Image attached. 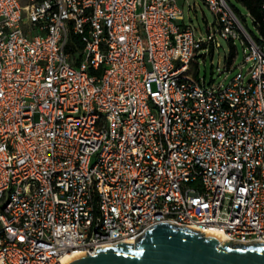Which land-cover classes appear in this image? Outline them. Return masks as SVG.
Wrapping results in <instances>:
<instances>
[{
  "label": "built area",
  "instance_id": "obj_1",
  "mask_svg": "<svg viewBox=\"0 0 264 264\" xmlns=\"http://www.w3.org/2000/svg\"><path fill=\"white\" fill-rule=\"evenodd\" d=\"M205 2L207 32L179 0H0V264L162 220L264 240V19ZM219 38L244 60L208 84L191 63Z\"/></svg>",
  "mask_w": 264,
  "mask_h": 264
},
{
  "label": "water",
  "instance_id": "obj_2",
  "mask_svg": "<svg viewBox=\"0 0 264 264\" xmlns=\"http://www.w3.org/2000/svg\"><path fill=\"white\" fill-rule=\"evenodd\" d=\"M64 264H264V240L222 239L192 225L162 220L135 240L99 246Z\"/></svg>",
  "mask_w": 264,
  "mask_h": 264
},
{
  "label": "rangeland",
  "instance_id": "obj_3",
  "mask_svg": "<svg viewBox=\"0 0 264 264\" xmlns=\"http://www.w3.org/2000/svg\"><path fill=\"white\" fill-rule=\"evenodd\" d=\"M233 3L240 9L242 18L247 26L252 30H257L254 24L252 16L249 14V9L241 0H232ZM184 8V17L181 19L185 23L192 24L198 30L207 32V26L212 25L215 19V15L207 5L205 0H179ZM230 42L224 38H219L218 42L215 44L214 52L207 53L205 55H200L198 62L196 60L191 63V72L196 75L206 79L209 84L214 81L218 83L219 81H224L225 84L229 82L233 74L240 69V65L244 60V46L237 40V53L233 59V66L235 67L232 71L221 72L218 69V65H224L226 63V56L230 50ZM206 52V51H204ZM248 63L245 64V69ZM223 67V66H222ZM228 72V77L225 78Z\"/></svg>",
  "mask_w": 264,
  "mask_h": 264
},
{
  "label": "trees",
  "instance_id": "obj_4",
  "mask_svg": "<svg viewBox=\"0 0 264 264\" xmlns=\"http://www.w3.org/2000/svg\"><path fill=\"white\" fill-rule=\"evenodd\" d=\"M246 5V7L249 9L251 13H253L256 18H258L261 22H263L264 19V9H262L261 0H241ZM261 28H263V23L260 25ZM230 50L228 53V62L234 58V56L237 53V48L235 45L230 43Z\"/></svg>",
  "mask_w": 264,
  "mask_h": 264
},
{
  "label": "bare ground",
  "instance_id": "obj_5",
  "mask_svg": "<svg viewBox=\"0 0 264 264\" xmlns=\"http://www.w3.org/2000/svg\"><path fill=\"white\" fill-rule=\"evenodd\" d=\"M208 232H209V233H216V234H218L222 239H225V236H224L220 231H218V230H209ZM76 255H78V254H75V253L68 254V255H66V256L64 257L63 261H64V262H67V261H69L70 259H72L73 257H75Z\"/></svg>",
  "mask_w": 264,
  "mask_h": 264
},
{
  "label": "crops",
  "instance_id": "obj_6",
  "mask_svg": "<svg viewBox=\"0 0 264 264\" xmlns=\"http://www.w3.org/2000/svg\"><path fill=\"white\" fill-rule=\"evenodd\" d=\"M180 22H184V21H182V20L180 19Z\"/></svg>",
  "mask_w": 264,
  "mask_h": 264
}]
</instances>
